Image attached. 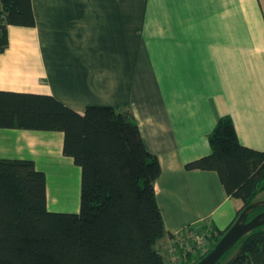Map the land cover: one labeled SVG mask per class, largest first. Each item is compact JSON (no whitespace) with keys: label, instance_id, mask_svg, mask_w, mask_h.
Returning a JSON list of instances; mask_svg holds the SVG:
<instances>
[{"label":"crops","instance_id":"1","mask_svg":"<svg viewBox=\"0 0 264 264\" xmlns=\"http://www.w3.org/2000/svg\"><path fill=\"white\" fill-rule=\"evenodd\" d=\"M31 4L33 26L7 27L0 89L52 94L78 112L129 106L160 163L154 189L172 244L210 216L203 228L227 227L242 200L215 170L184 163L210 152L207 135L224 114L241 144L264 149V0ZM62 145L59 130L0 127V157L32 159L48 208L60 196L77 211L81 169Z\"/></svg>","mask_w":264,"mask_h":264},{"label":"trees","instance_id":"2","mask_svg":"<svg viewBox=\"0 0 264 264\" xmlns=\"http://www.w3.org/2000/svg\"><path fill=\"white\" fill-rule=\"evenodd\" d=\"M34 24L31 0H0V52L8 25ZM0 127L62 131V152L81 169L78 210H50L45 173L34 161L0 157V264H166L155 246L166 234L154 189L160 163L129 106L87 105L78 112L52 94L0 89ZM207 138L210 152L184 168L215 170L242 206L227 227L209 230L215 236L201 254L180 249L178 238L174 264L202 258L264 190V149L241 144L230 115H220ZM263 209L254 208L249 218ZM217 264H264V225L243 235Z\"/></svg>","mask_w":264,"mask_h":264},{"label":"rangeland","instance_id":"3","mask_svg":"<svg viewBox=\"0 0 264 264\" xmlns=\"http://www.w3.org/2000/svg\"><path fill=\"white\" fill-rule=\"evenodd\" d=\"M240 200V198H238ZM257 200H264V190L260 191V193L257 196ZM70 203L66 202L65 199H63L62 197L58 196L56 198L55 201H53L52 204V209L51 210H58V211H67V210H71L70 209ZM78 210L79 208V197H78V204L76 207ZM74 210V209H72ZM219 213V211H216V215ZM212 220V216L208 217L205 222H210ZM205 222H199L196 224H191V225H187L186 226V230L188 226H193L194 228H197L195 230H192V234L189 235H185V236H181V234L183 235L186 230L182 231L181 230L178 232L179 234H177L176 236H181V240H179L180 242V249L182 247H186L190 248L191 253H193L195 256L201 254L205 249H209L210 248V244H211V238L215 235H211L209 229L207 228H203L205 227ZM200 239L205 242L204 245H202V242H200ZM174 244H172V240L171 237L169 236V234L166 231V234L161 237L157 243H156V248H158V250L160 251V253L162 254L164 261L166 262V264H174L178 261L179 256H180V251L179 250H173ZM179 245V244H178ZM199 245V246H198ZM173 247V248H172ZM233 254V250L227 255V258H229L231 255Z\"/></svg>","mask_w":264,"mask_h":264},{"label":"water","instance_id":"4","mask_svg":"<svg viewBox=\"0 0 264 264\" xmlns=\"http://www.w3.org/2000/svg\"><path fill=\"white\" fill-rule=\"evenodd\" d=\"M256 207H264V200H255L246 205L213 248L194 264H217L221 256L232 248L243 235L264 225V209L249 218V213Z\"/></svg>","mask_w":264,"mask_h":264},{"label":"built area","instance_id":"5","mask_svg":"<svg viewBox=\"0 0 264 264\" xmlns=\"http://www.w3.org/2000/svg\"><path fill=\"white\" fill-rule=\"evenodd\" d=\"M200 242H202V245H204V243H205V242H203L201 239H200ZM198 246H199V245H198ZM173 250H174V248H173ZM206 250H207V249H205L204 251H206ZM204 251H203V252H204Z\"/></svg>","mask_w":264,"mask_h":264}]
</instances>
